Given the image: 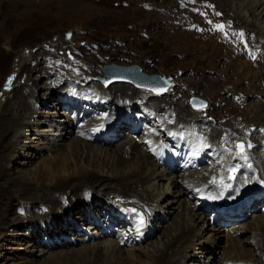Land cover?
<instances>
[{
    "label": "rangeland",
    "instance_id": "1",
    "mask_svg": "<svg viewBox=\"0 0 264 264\" xmlns=\"http://www.w3.org/2000/svg\"><path fill=\"white\" fill-rule=\"evenodd\" d=\"M239 7L240 5L235 3L231 6L233 11L241 14L243 7ZM228 10L229 7H225L214 0H194V2L193 0H0V264H44L48 260H53L55 256L63 257L65 254L69 255L75 250L80 251L86 244L90 247L105 241L112 242V240L99 239L90 244L85 243L84 238L77 237L75 231L69 230L74 229V227H70L67 228L66 233H68L70 238L74 239L73 243L54 244L52 247L42 246L41 242L44 244L46 238L52 237L56 226L48 227L51 230L46 232L43 227L44 220L41 218H45L47 214L54 213L55 210L42 212L46 209V206L42 204L44 199H40L41 201L38 199L34 200V196L23 199L18 198L17 179L19 176H25L24 178L37 190L49 189L51 185H54L49 184L47 181L48 170L46 168L53 165L55 160L52 158L57 155V151H52L49 147V141L40 137L39 133L45 132V134L50 136L55 132L53 127L59 124L57 121L67 120V116H70L65 114L64 111H59L57 107L52 106L57 101L58 95L64 92H82L83 95L81 96L89 92L99 96L102 94L100 96L103 97L102 100L105 96L109 100L108 102L104 99V105L111 104L113 101L112 106H110L111 109L118 111V109L122 108L123 112L131 104L135 105L136 110L134 108L133 110L136 113H139L138 110L144 106V108H148L151 113L157 116L155 118L156 121L147 118L145 123L152 126L153 132H156L160 137L168 138L167 135H169L168 140L174 138L175 135L172 133L174 129L176 130L179 127V130H189L187 128L193 125L184 120L180 121V118H178L179 111L186 109L194 112L200 118L199 125L205 126L202 130L198 126L193 125V130L190 131L196 136H198L196 132L202 133L199 136H203L207 140V145H220L221 149L224 147L222 140L220 142L216 141H219L220 135H225V131L229 128L235 129L236 134H244V130H247V128L252 130V127L257 130L264 129L257 123V125L252 126L257 121V116L251 117L249 116L251 114H248L246 119L243 120L241 118L253 109L256 104H264V60L262 59L259 62L256 57L254 63L247 65V67L244 66L242 69L243 61H246L247 58L244 53L233 45L228 37L231 30L238 31L242 29L249 43L248 49H251L253 41H255L256 49L264 50V41L250 30L238 27L237 23L230 19L231 17L233 18V13ZM200 13H204V15ZM216 13H222V15L218 16ZM243 15L244 13H242ZM251 18L249 17L251 23L253 22L257 25L263 23L261 15L255 14ZM217 24L226 26L224 32L215 28ZM225 32L227 36H225ZM251 51L254 52L252 49ZM109 64L122 66L138 65L141 71L147 75L156 74L163 77L168 86L165 92L159 94L147 89H135V86L133 87V85L123 82L112 83L109 88L104 87L101 83H96V78L103 76L102 69ZM73 69L78 70L79 74ZM10 78L11 84L9 85ZM13 81L14 83L12 84ZM95 84L98 86L102 85L101 88L103 90L92 88ZM117 88H133L134 92L137 91L135 94L139 96L132 97L134 102L123 100L124 98L120 95L116 96L113 95L114 93H110ZM156 88L159 87L156 86ZM50 90L51 92H49ZM9 93L11 94L8 95ZM234 95H237L241 100L243 97V105L234 100ZM33 96H40L37 99L34 111L37 113V123H43L41 131L28 130L26 133L27 138L23 136L22 139H18L17 132H20L21 128L17 127V120H26L28 123L36 124L35 121L28 118L30 116L28 114H32V111L31 113L30 111L27 112L22 117H17L16 111L20 106L24 109L28 101L35 102L36 98ZM194 97L202 100L206 107L202 110L192 108L189 102ZM120 99H122L121 105L116 103L120 102ZM106 107L103 106L102 109L106 110ZM66 109H68V106H66ZM79 110L84 115L85 122H90L88 118L90 112L85 107H79ZM127 110L130 112V107ZM108 111L110 112L111 110ZM18 112H20V115L24 114L20 109ZM101 115L103 116V114ZM239 117L241 119H238ZM253 120L255 121L253 122ZM236 123L238 127H236ZM239 123H241V126ZM67 128L66 126L59 132L63 133V130ZM84 129L85 137L96 142L91 130H88L86 126ZM47 132H51V134ZM143 132H145V129ZM238 134L237 137L240 139L245 137H241ZM132 135H136V133L130 134V136ZM254 135L256 134H251L250 138ZM71 136L70 134L68 137L71 138ZM141 137L143 135L138 136L139 139ZM72 138L65 139L58 148L67 149L68 145L66 143L71 144L72 140L75 141L76 139L75 136H72ZM188 139L190 148L196 147L199 143L197 137ZM130 140L133 139L130 137L128 140L127 136L124 135L112 145L88 142L92 148L90 145L88 146L83 159L88 155L87 150L90 151L91 156L93 155L92 150H98L100 154L102 153V159L106 157L114 163L116 151L119 148L127 150L129 145H125V141ZM244 141L247 143L246 140ZM164 145L162 143L159 145L146 143L143 145V149L145 150L144 152L149 154L148 147L153 149L152 146H155L153 150L160 160L167 155L166 151L172 150V148L164 147ZM24 146L30 149V151L25 152L26 157L28 154H33L32 157H23V152L17 154L19 148ZM228 146L231 147L232 145ZM262 148L264 147L262 146ZM158 150L162 151V154ZM207 153L209 152L205 154ZM219 162L216 165V169L221 170L223 163L234 164V159L232 158L225 162L222 159ZM253 163L255 162L252 161ZM156 165L162 171L159 162ZM81 167L87 171L92 169V166L86 163H82ZM146 167H149L147 163ZM94 170L103 176L107 174L103 167H96ZM227 171L228 169H222L220 173L222 176L229 178L231 174ZM239 175L247 177L245 173ZM178 179L182 183L185 181L182 176ZM203 183L212 186L211 183ZM201 184L202 182L198 185ZM143 188L138 187L137 190L140 191ZM145 188H147L145 190L149 189L148 187ZM189 188L193 189L192 186ZM154 190L160 195V193L167 191L166 184L165 187L162 185ZM152 191L153 189L150 192ZM155 193H153L154 196H151L152 198L150 197L152 200H155L156 196L158 197V194ZM259 193L263 194L264 192L256 191L253 199ZM90 195V198L94 199L95 202L106 201L104 195L99 192H92ZM115 195L109 194V203L125 206L128 209L135 208L137 211L141 208L145 209L149 205L140 202L135 197L129 199L126 196L124 198V196ZM243 195H246V193H242L239 196ZM66 196L60 197V195L50 194L46 195V198L47 200L48 198L58 200L60 203L54 204L59 208L61 207V212L64 210L62 208L64 204H67L66 202L72 203L68 212L72 211L73 219L80 216V220H85L86 217L83 218L81 213L79 215V212L77 213L76 211L77 205L75 204L79 201L72 199L73 197ZM142 198L145 199L144 196ZM163 199L164 214L161 212V221L156 224L157 231L154 236L136 247L135 245L130 247L132 249L134 247L139 254L144 248L149 249L148 251H153L159 245L161 247L162 243L168 241L169 238L167 228L172 229L174 222L178 224L180 221L179 218L176 219L177 215H185L188 212L186 210H178V213L172 215L169 219L167 212L173 210L166 203L172 199V195L165 194ZM188 199L186 197L182 198L183 202L179 204L187 202ZM190 200L194 203L192 199H189V202ZM99 206L102 209L99 208L94 211L100 216L99 211H102L105 205L101 203ZM191 206V204H188L187 208L193 211L198 208V204L193 209ZM221 206L230 207L235 206V204ZM239 208L240 205L235 210L227 209V212L229 214ZM260 208L264 209V197L261 198L260 203L252 206L251 215L249 213L244 221L235 223V225H245L244 228L247 230L244 229L241 233H235L238 227L235 225L226 230H220L224 231L225 235L229 232L233 237L241 236L242 240H247V238L254 235L248 230L249 225H255L257 219L260 216H264L259 212ZM248 209L251 208L246 207L244 213ZM191 214L194 215V213ZM195 214L202 216L209 223L208 215L200 213L199 210H196ZM189 217L188 219H190ZM102 219H105L106 223H115L124 227L122 231L126 232L127 235L130 234L125 220L114 219L108 211L101 216ZM68 221L72 222L73 225L74 222L79 223L78 226H81L83 230L90 228V226L77 221V219L75 221L69 219ZM63 222H66V220L64 219ZM57 225L59 226L61 223ZM201 226L199 224L198 229ZM209 226L217 228L211 224ZM39 228L42 229V232L38 231ZM175 228L176 226L172 230L169 229V232L170 230L173 232ZM36 231L38 232L35 236ZM204 233L205 235L202 234V236H198L199 238L196 237L197 252L191 249L186 250L185 254L193 258L188 259L185 264H220L224 256H230L231 253L232 255L235 254L229 250L227 237L216 239L219 241V247L221 248L216 249V246L211 244L213 240L211 232L208 233L206 231ZM167 235L168 237H165ZM80 239L81 241L79 242ZM203 244L207 246V249L201 252ZM180 247L177 248V251L180 250ZM125 249L129 251V249ZM138 249L140 251H137ZM224 249L226 250L224 251ZM128 255L126 252L123 254L124 257H128ZM254 259L256 260L247 264H252V262L264 264V254L256 255ZM65 260L62 258L59 260L60 263L56 264H62L61 262ZM226 261L223 262L222 260V264H227ZM81 264H88V262L84 260Z\"/></svg>",
    "mask_w": 264,
    "mask_h": 264
},
{
    "label": "bare ground",
    "instance_id": "2",
    "mask_svg": "<svg viewBox=\"0 0 264 264\" xmlns=\"http://www.w3.org/2000/svg\"><path fill=\"white\" fill-rule=\"evenodd\" d=\"M214 1L221 3L225 7H229L228 11L230 13L231 12L233 13V18L231 17L230 19H233L237 23L238 27L250 30L251 32L258 35L264 41V0H214ZM234 3L236 5L239 4L241 8L243 7V9L241 10V14L232 10L231 6H232V4L234 5ZM204 4H205V2H204ZM228 4L231 6H229ZM199 6H201V5L199 4ZM242 13H244L243 16H242ZM255 14H257L258 16H260V15L262 16L263 23L261 25H257L253 22L252 23L250 22L249 17L251 18V16H254ZM228 16H230V15H228ZM251 20H252V18H251ZM192 29H194V28H192ZM252 48L256 49V42L252 45ZM258 59H259V62L262 59L264 60V50L259 51ZM243 62L244 63H243L242 69L244 68V66L247 67V65L254 63L253 61H249V60H246V61L244 60ZM102 77H104V76H102ZM13 83H14V81L12 82V84ZM112 83H115V82H112ZM112 83H110L107 86V88H109L112 85ZM123 83H125V82H123ZM128 84H130V83H128ZM101 86H98L96 84L93 85V87L95 89L103 90L101 88ZM134 88L137 89L136 87H134ZM49 92H51V90ZM86 92H88V91H86ZM135 92H137V91H135ZM135 92L133 91V88L132 89H130V88H128V89L127 88H119L118 89L117 88V89L112 90L110 93L111 94L114 93L113 95H116V96L120 95L121 97L124 98L123 100H130L131 102H134L132 97L139 96V95H136ZM10 94L11 93H9L8 95H10ZM111 94H108V95L113 96ZM95 96H97V94H95ZM95 96L94 95L90 96L91 102H93L94 100L96 101ZM100 96H102V94ZM33 97L36 98L35 102L34 101H31V102L28 101L29 103L27 102L24 109H23V107L20 106V107H18V109L16 111H17V117H20V116L22 117V116L26 115L27 112L30 111V113H31V111H32V114H28V116L30 115L28 118H29V120L32 119L33 121H35L36 124H31L30 122L28 123L26 120L25 121L17 120V127L21 128L20 132L19 131L17 132L18 139L19 138L22 139L23 136H25V138H27L26 133L28 132V130L29 131L30 130L41 131V126L43 125V123H37L38 122L37 113L34 111L36 109L37 99H39L40 96H33ZM102 98L103 97L98 99L100 103H101V101H103ZM104 99H106L109 102V100L106 98V96L104 97ZM121 100L122 99H120V102H116V103L121 105L120 104ZM234 100H237L240 105H243V97L241 100V98H239L237 95H234ZM118 101H119V99H118ZM112 102H111V104L110 103L107 104L108 110H111V111L106 112L107 115L102 113L103 116L100 115L97 118L101 119V121L104 120L106 117H108L109 119L114 118V120H117V121H120L124 118H125V120H127V119L130 120V119L134 118V116L132 115V112L134 114V112H135L134 110H136L135 105L133 106L132 104L131 105L129 104L130 105L129 106L130 112L127 110L129 107L126 108L125 112H123L122 108L118 109V111L111 109L110 106H112V104H113ZM33 103H35V104H33ZM77 103H79V101ZM100 103H99V105H100ZM56 104L58 105L57 101L52 106L58 108V106H56ZM37 107H38V105H37ZM133 108H134V110H132ZM263 108H264V104H256L255 107L253 106V109H251L247 114L243 115L241 118L243 120L246 119L247 118L246 115H248V114H251V115H249L251 117L257 116L258 119L252 126H255V124L257 123V124H260V127L264 128V125H261V124H264V122H263L264 121L263 120L264 119ZM19 109L24 114L20 115V112H18ZM180 110H182V109H180ZM185 110L186 109H184V111L183 110L179 111L180 113H178V118H180V121H183V120L187 121L193 125L198 126L199 128H201L203 130L205 128V126L203 127V126L198 124L200 118L194 112L188 111V110L185 111ZM126 112H128V113H126ZM138 115H140V113H138ZM146 115L148 116V118H151V119L157 118L156 115H154V113H151L148 108H142L141 117L146 116ZM68 117L69 116H67V120L57 121L59 124L57 126L53 127V128H55L54 129L55 132H53V134H51V132H47V133L51 134L50 136L48 134H45V132L39 133L40 137H43L49 141V145H50L49 147L52 149V151H57V155L54 158H52L55 160L53 165L46 168L48 170V173H47L48 175L46 177L47 181L49 182V184H54V185H51L49 189L43 188V189L37 190L31 185V183L26 178H24L25 176L24 177L19 176L17 179L18 198L23 199V198H28V197L34 196V200L38 199L39 201H41L40 199H44V201L42 200L43 201L42 204L46 206V209L43 210L42 212H49V211L52 212L53 210H55L54 213H51L50 215L47 214L45 218H41L44 220L43 227H44V229H46L45 230L46 232L51 230L48 227L58 226L57 224L61 223V225H59L58 227L63 229V233L68 236V233H66L67 228L73 227L72 222H69L68 220L69 219L72 221L73 220L75 221V219H77V221L80 220V218H79L80 216L79 217L74 216L75 218L73 219L72 211L68 212V210L72 206V203L70 204V203L66 202L67 204L66 205L64 204V207L62 208L64 210H62V212H61V209H60L61 207L59 208L56 204H54V203L59 204L60 202H58V200H55L52 198H48V200H47L46 195H50V194H55L57 196L60 195V197H65L67 195V196L73 197L72 199L79 201L78 203L75 204V205H77L76 211H77V213L79 212V215L81 212L86 214V215L87 214H93V212L96 213V211H94V210L101 208L99 206V204H101V203H103L105 206H107L108 204H111V203H109L110 202L109 194H111V193L116 194L115 196H124V198L126 196V197H129V199L135 197L140 202L145 203V204H149L146 206L145 209L141 208V210L144 212L145 215L149 216L147 210L153 209L150 216L154 219H157L158 222L161 221V217H162L161 212H163V214H164V211H163L164 208H163V202H162V201H164L163 198H164L165 194L166 195L170 194V195H172V199L170 201H168L166 203V205L167 204L170 205L171 210H173V211H168V212L166 211L167 217H169V219H170L172 215H176L178 213L177 212L178 210H186V212L188 211L187 213H189V215H187V213L185 215L184 214L177 215L176 219L179 218L180 221L178 222V224L174 222L173 227L176 226L175 230L172 232L171 230L173 229V227H172V229L167 228L168 232H169V229H171L170 230L171 233L169 232L170 234L167 232V234L169 235L168 241H165V239H164L165 242H163V243L161 242L162 243L161 247H159L160 246L159 245L155 250H153L155 247L154 246L152 249L153 251H148L149 249H145V248L142 249L141 251L138 249L137 251H140V254H139L135 251L136 249L134 247H133V249L129 248V251H128L124 247H121L117 243L118 241L117 242L105 241L103 243H100V244H97L94 246H90V247H88L86 244V246H83V248L80 251L75 250L74 252H72L69 255L65 254L63 257L62 256L61 257L55 256L53 260H48L44 264H56L58 262L60 263L59 260H61L62 258L66 259L65 261L61 262L62 264H64V263H66V264L80 263L81 264L82 261H84V260H87L88 264H185V262L188 259L193 258V257L189 256L188 254H185L186 250L191 249L193 251H196V247H197V244L195 243L196 237L202 236V234L205 235L204 232H206V231H208V233L211 232V237L213 239L211 241L212 242L211 244L215 245L216 249H221L219 247L220 246L219 241H218L219 239L227 237V239L229 240L227 242V244L229 245V250H231L233 253H235L234 254L235 256L232 255L231 252H230L231 255L227 256V257H225L224 256L225 254H224L223 255L224 258H222L223 262L227 260L226 262H229V263L234 262L235 264H247L248 262L250 263L251 261L256 260V259H254V257L256 255L264 254V216H260L259 219H257V223H255V225H252V226L249 225L248 230L251 231L254 235L247 238V240L246 239L242 240L241 236H237V237L234 236L233 237L232 235H230L229 232H228V234L225 235L224 231L209 226L210 224L207 223L202 216H198V214H195L196 210L193 211V210L187 208L188 204H191L192 205L191 207L193 209V204H194L193 202H191V200L189 202V199H192V196H189V193L192 192V189L189 187L192 186L194 188L196 186L197 187L200 186V185L195 186L194 183H192L193 180L190 179V177L196 175L198 173V171H192L190 173L181 175L182 178L185 180L183 183L178 178L175 179L176 177L174 178L173 174L166 173L165 171H160L158 169V166L152 160L151 156L149 154H147L146 152H144L145 150L143 149L144 148L143 145L146 143H150V145H153V144L159 145L160 143L163 144L162 141L166 139L164 137H160L158 134H156V132H153L152 126H148L145 129V132L142 133L143 137H141V139H139L138 143H136L133 140L125 141V143H126L125 145H129L128 149L126 150V149L119 148V150H117L115 153V156H114L115 160L113 163L106 157H104L102 159V153L100 154L98 150L97 151L92 150L91 151L93 154L92 156L90 155V151L87 150L88 155L83 159V155L85 154L86 149L88 148V146L90 144L88 142L84 141L83 139L78 138V137H76L75 141L72 140L73 142H71V144L66 143V145H68L67 149H65V148L59 149L58 148L61 146L60 143L64 142L65 139H73L72 136H71V138L68 137L70 135L69 130L65 132V130H66L65 129V130H63L64 131L63 133L59 132L64 127L67 126L69 128L70 125L72 123H74L75 118H70V117L68 118ZM28 118H26V119L28 120ZM135 118L138 119L139 117L138 118L135 117ZM241 118L239 117L238 119H241ZM254 121L255 120H253V122ZM97 123H98V125H97ZM99 123H100V120H97L96 125L99 126L100 125ZM116 124H117L116 122H113L112 127H115ZM121 124H123V123H121ZM243 124H245V123L243 122ZM193 125L187 128L189 130H179L178 129L179 127H178V128H176V130L174 129V131L172 132V133L176 134L175 135L176 136V138H175V144L176 145L179 144L183 140V145L185 147V151H184L185 156L193 154L196 150L197 151L201 150L198 147V144L196 147H193V148H190L188 145V140H189L188 138L199 137V134H202V133L196 132L198 136L190 135V133H193V132H191L193 130ZM239 125L241 126V123H239ZM230 127H232V126H230ZM236 127H238L237 123H236ZM24 130H26V131L22 132ZM56 130H58V131H56ZM247 130L252 131L253 127H252V130L248 129V128H247ZM225 132L235 133V129L229 128ZM252 134H256V135L251 136V139H250V136H245L243 133L238 134V135H240L241 137L245 136L243 139L246 141L250 140L252 145H253V148L251 149L252 161L255 162V163H253V166H254L253 169L252 170L246 169L242 165L241 168L237 171L235 180H228V179L224 180L223 178L219 177V180H217V182H216L217 184L211 183L212 187L208 190V193H207L210 197H213L215 194H209V193H213V192L216 193L217 189H223V190L234 189V190H236L235 191L236 192V198H235L236 202L234 204L240 205V208L236 211H232L231 213H229L230 216H235L237 214L242 215L244 213V210L246 207L251 208L254 193L256 191L262 192L261 189H257V181H256V178L254 176L251 177L250 182L247 180V178L251 174H253V172L256 174L257 178H260L257 172H258V170L262 169L263 164H264V153H263L264 148H262V146L264 147V133H259L258 131H253ZM125 135L127 136L128 140H129V138L131 136H129V134H125ZM167 136L169 137V135H167ZM223 136H224V134L220 135V139H218L219 141H216V142H220L222 140L221 138ZM259 139H260V141H259ZM257 142H258V144H257ZM139 144H140V146H139ZM176 145L173 146L172 150L174 148H176ZM206 145H207V140H206ZM217 146L220 147V145H217ZM256 146H258V147H256ZM154 147L152 146L153 149H154ZM164 147H166V145H164ZM91 148H92V146H91ZM17 149H18V147H17ZM153 149H151V150H153ZM259 149H260V151H259ZM172 150L166 151L167 154L172 152ZM27 151H30L29 147L24 146L23 148L22 147L19 148V150L17 151V154L23 152L22 156L26 157L25 152H27ZM32 156H33V154L27 155V157H32ZM223 156H224V162L233 158V157H231L225 153ZM173 160L174 159L172 157L169 158L170 162H172ZM162 161H163V158L159 160V166L161 165ZM238 162L239 161L234 159V164L238 163ZM82 163L83 164L86 163V164H89L90 166H92L91 171L84 170L81 167ZM146 163H147V165H149V167H146ZM96 167L105 168L107 174L103 176V175H100L99 173H96V171L94 170V168H96ZM238 173L239 174L245 173V175L247 177H244V175H239ZM213 175H215V176L219 175V171L218 170L214 171ZM221 179H223V185L220 184ZM260 179L264 180V178H260ZM226 181H228V182H226ZM200 182H202L201 185H206V183H203V182L210 183L206 180H200L199 183ZM229 182H231V183H229ZM180 183H182V184H180ZM165 184L167 187V191L160 193V195H159L158 192H156L154 189H158L162 185L165 187ZM207 186H209V185L207 184ZM138 187H141V188L144 187V188H143V190L138 191L137 190ZM145 187H148L149 189L151 188V189H153V191L150 192L151 189L150 190L148 189L149 191L145 190V189H147ZM92 192L93 193H98V192L101 193L102 195H104V198L106 199V201L95 202L94 199L90 198V196H91L90 194ZM250 192H252V193H250ZM85 193H87V194L85 195ZM107 193H109V194H107ZM129 193H132V194H129ZM153 193L158 194V197L155 195L156 196V198L154 197L155 200L151 199L152 198L151 196L153 195ZM242 193H246V195L239 196ZM143 196L145 199L142 198ZM237 196H239V197H237ZM185 197L187 199L189 197L188 201L184 202L180 205L179 203L183 202L182 198H185ZM146 198L150 199L152 201L147 200ZM145 200H147V201H145ZM183 200H185V199H183ZM49 201H52V202H49ZM209 201H212V200H209ZM37 204H40V203H37ZM48 204H50V206H48ZM113 206H111L110 209H116V210L121 209V208L115 207V206H114V208H112ZM143 208H144V206H143ZM35 209H37V208H35ZM191 213H194V215ZM96 214L98 215V213H96ZM66 215H68V216L66 217ZM86 215H84V217H86ZM188 217L190 219H188ZM60 219H62V220H60ZM64 219L66 220V222H63ZM199 224L202 226H201V228L198 229ZM244 227H245V225L244 226L239 225L237 227L235 233H238V232L241 233L242 231H244V229H246ZM89 229H91V227ZM167 229H166V231H167ZM69 230L74 231V229H69ZM38 231L42 232V229L39 228ZM38 231H36L35 236L37 235ZM168 235L165 237H168ZM216 239H218V240H216ZM160 240H161V238H160ZM160 240H159V242H160ZM80 241H81V239L79 240V242ZM179 246H181L180 250L177 251V248ZM205 249H207V246L203 244L201 252L204 251ZM225 250L226 249H224V251ZM125 252H126V254L127 253L129 254L128 257L123 256V254ZM215 254H216V252H215ZM144 258H145V260H144ZM214 260H215V258H214ZM222 260H221L220 264H222ZM229 263H227V264H229ZM256 263H258V262L256 261ZM252 264H255V263L252 262Z\"/></svg>",
    "mask_w": 264,
    "mask_h": 264
},
{
    "label": "snow or ice",
    "instance_id": "3",
    "mask_svg": "<svg viewBox=\"0 0 264 264\" xmlns=\"http://www.w3.org/2000/svg\"><path fill=\"white\" fill-rule=\"evenodd\" d=\"M193 2H194V0H193ZM194 11H195V9H194ZM200 14L204 15V13H200ZM216 15L221 16L222 13H216ZM209 23H211V21H209ZM225 27L226 26L223 24L215 25V28L219 31H222V32H224ZM233 35L237 36L244 43L245 48L249 47L248 41L245 39V33H243L241 31L238 33H233ZM225 36H227L226 32H225ZM249 55L253 59L256 58L255 53L252 52L251 50L249 51ZM73 71H77V74H79L78 70L73 69ZM10 84H11V78L9 79V85ZM149 90L155 91V92H157V94L164 91L163 88H150ZM197 106H199V107H197ZM193 107L197 108V110H202L204 107H206V104H204V102H200V101H193ZM96 130H98V129H96ZM253 131H259L261 133H264V129H258V130L253 129L252 131L244 130V135L250 136ZM173 135H176V134L173 133ZM190 135H195V134L190 133ZM197 139L199 141L200 147L206 146V140L203 136H199V137H197ZM221 139H222V144L224 145V147L222 149L223 153H225V154L233 157V159H236L237 161H239L238 163L229 164V166H228V171L231 174L229 176L230 180L236 179V173L241 168L242 165L246 169H249V170L253 169L252 155H251V149L253 148V145H252L250 140L247 141V143H246L243 139L238 138L236 133H229V132H225V135ZM228 145H232V146L229 147ZM216 182H217L216 177H213L210 181V183H212V184H216ZM220 184L223 185V179L220 180ZM196 191L200 192L201 189H196ZM127 211L129 212V214L133 215L135 218H138L137 219L138 230L142 229L146 225V221H145V218H144V215L142 212H138L137 209H135V208L129 209Z\"/></svg>",
    "mask_w": 264,
    "mask_h": 264
},
{
    "label": "water",
    "instance_id": "4",
    "mask_svg": "<svg viewBox=\"0 0 264 264\" xmlns=\"http://www.w3.org/2000/svg\"><path fill=\"white\" fill-rule=\"evenodd\" d=\"M121 71L123 73L124 79L133 85H136L138 87H152V88H163L165 92L168 83L159 75L151 74L147 75L141 71V68L138 65H130V66H118L115 64H109L103 67L102 72L105 74V77H107L104 81L105 84L110 83L111 81H114L110 74L115 71ZM150 85V86H149ZM193 101H201L200 99L194 97L190 100V103L193 106ZM199 107V106H197Z\"/></svg>",
    "mask_w": 264,
    "mask_h": 264
}]
</instances>
